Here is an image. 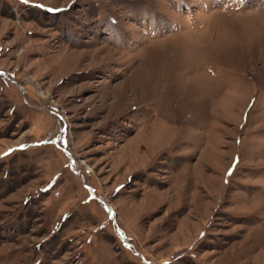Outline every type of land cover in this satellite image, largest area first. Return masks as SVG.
Instances as JSON below:
<instances>
[{
    "label": "rangeland",
    "instance_id": "rangeland-1",
    "mask_svg": "<svg viewBox=\"0 0 264 264\" xmlns=\"http://www.w3.org/2000/svg\"><path fill=\"white\" fill-rule=\"evenodd\" d=\"M0 264H264V0H0Z\"/></svg>",
    "mask_w": 264,
    "mask_h": 264
},
{
    "label": "snow or ice",
    "instance_id": "snow-or-ice-1",
    "mask_svg": "<svg viewBox=\"0 0 264 264\" xmlns=\"http://www.w3.org/2000/svg\"><path fill=\"white\" fill-rule=\"evenodd\" d=\"M24 2H27V0H24Z\"/></svg>",
    "mask_w": 264,
    "mask_h": 264
}]
</instances>
